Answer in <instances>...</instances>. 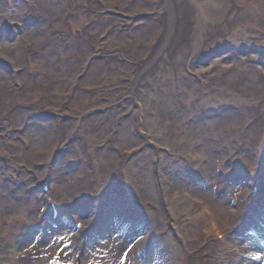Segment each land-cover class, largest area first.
Here are the masks:
<instances>
[{
  "label": "rangeland",
  "instance_id": "374dc122",
  "mask_svg": "<svg viewBox=\"0 0 264 264\" xmlns=\"http://www.w3.org/2000/svg\"><path fill=\"white\" fill-rule=\"evenodd\" d=\"M103 1L0 0V264L33 245L41 260L25 264H45L46 253L77 262L92 230L101 233L85 259L104 264H139L153 242L151 264H187L162 247L175 238L189 264H251L209 228L203 240L205 222L190 223L199 207L186 212L185 203L203 200L229 224V243L264 251V0H225L218 14L221 0ZM136 135L142 144L126 150ZM151 142L161 147L155 167L146 149L140 171L136 156ZM187 150L202 161L190 165ZM155 168L166 181L161 204ZM49 176L65 215L58 227L42 216ZM156 212L166 221L151 228ZM63 234L74 238L71 255Z\"/></svg>",
  "mask_w": 264,
  "mask_h": 264
},
{
  "label": "bare ground",
  "instance_id": "6f19581e",
  "mask_svg": "<svg viewBox=\"0 0 264 264\" xmlns=\"http://www.w3.org/2000/svg\"><path fill=\"white\" fill-rule=\"evenodd\" d=\"M221 6H220V8H219V10H217L218 12H217V14L222 10V7L224 6V4H225V0H221ZM201 7V6H200ZM197 8V7H196ZM199 11H200V8H199ZM196 15L198 14V13H195ZM200 14V13H199ZM200 17V16H199ZM176 62L177 61H179V66H184V63H185V59L182 57V56H180V57H177V58H175L174 59ZM178 65V64H177ZM184 69V68H183ZM184 74H185V78H184V80L185 79H187V78H189L190 79V76H189V74L188 73H186L185 71H184ZM191 80V79H190ZM186 81V80H185ZM186 83H187V81H186ZM193 85V84H192ZM145 102H146V104H147V100H145ZM226 115H227V113H225ZM151 119L152 121H153V118L152 117H145V122H144V124H145V126L148 128V125H150L149 124V120L148 121H146V119ZM124 121V120H123ZM186 132V131H185ZM117 136H119V133L117 134ZM137 136V135H136ZM185 136H186V133H185ZM137 140H135V141H139L134 147H132V148H129V149H126V150H131V149H133V148H135V147H138L139 145H141L142 144V140L137 136ZM118 140H119V138H118ZM123 149V148H122ZM146 149H152L153 150V153H154V158H153V163H152V168H154L155 167V164H156V162L154 161L155 160V156H156V151H155V149L154 148H145L144 150H142L141 151V153L139 154V155H137L136 156V158H137V163H138V165L140 166V171H142V169H144V168H146V167H148V166H143V165H141L140 164V157H141V154L143 153V152H145L146 151ZM160 153H164V152H160ZM109 160L111 161L112 159H110V157H109ZM183 162V161H182ZM182 162H180V163H182ZM178 164V163H177ZM180 166V165H179ZM154 172H155V169H154ZM156 174V173H155ZM126 175L128 176V170H127V173H126ZM135 178H137L136 177V175L134 174V178H133V180H135ZM158 180V179H157ZM159 184V183H158ZM131 186V185H130ZM142 188H143V190H144V192H145V187H143L142 186ZM159 189H160V184H159ZM131 191H133L134 193H136V190L132 187V190H130V192ZM145 195H146V193H145ZM161 189H160V194H159V202H160V198H161ZM185 197L184 198H181L180 200L182 201L181 202V206H183L182 205V203H185L186 201H187V198L185 199ZM179 200V199H178ZM174 201H177V198H174ZM153 202V201H152ZM155 203V202H154ZM190 203V205L188 204V203H185V205H186V212H188V208H190V209H193L192 208V206H193V204H192V202L190 201L189 202ZM160 204H161V202H160ZM161 208V207H160ZM178 211L180 212V206L178 207ZM158 212H162V208H161V210L160 211H158ZM165 212H166V209H165ZM229 212V211H228ZM232 213V212H231ZM230 213V214H231ZM184 214V213H183ZM166 215V214H165ZM200 214L198 213L194 218H192V217H190V215L189 214H186L185 216L186 217H190V223H193V220H200V221H204L205 222V224H206V233H203L202 234V232H204L203 231V228H198L197 229V234H200V235H202V238H203V240H205L206 239V234L208 233V222L206 221V219L203 217V218H201L200 216H199ZM220 215L221 214H218V218L220 217ZM165 217V216H164ZM215 217H216V215H213V213H212V219H214L215 220ZM102 220V223H100V224H103V219H100L99 221H101ZM152 222L150 223L151 224V228H154L155 226H156V223H157V221H160V220H162V221H166V219H160V217H158V215H157V212H156V217H155V219H150ZM221 220V219H220ZM221 223L223 224V222L221 221ZM95 224V223H94ZM194 224V223H193ZM196 225H197V223H196ZM199 225V224H198ZM226 225H224L223 224V228L225 227ZM161 231H163L166 235L167 234H172L171 232H167V230L165 229V228H163ZM193 231V230H192ZM167 232V233H166ZM63 235H66L67 236V241H68V243L66 244V254H68V255H71V252H69V250L71 249V247H72V245H73V243L71 242L72 240H71V238L72 237H70L69 235H67V234H63ZM165 235V236H166ZM70 238H69V237ZM173 236V235H172ZM196 236V235H195ZM174 237V236H173ZM197 237V236H196ZM201 237V236H200ZM175 238V237H174ZM72 239H74V238H72ZM70 240V241H69ZM175 241H177L178 242V240H176V238L174 239ZM197 240H201V239H197ZM83 242H84V245H82L81 247V251L83 252V253H85L84 254V256L83 255H81V259H79V260H81L82 261V263L83 264H104V262L103 261H101V258H100V256L99 255H95V256H93V260H91V259H89V260H86L85 259V255L86 254H90V253H92V250H93V248H94V246H95V241L93 240V245H88L90 242H92V240L90 241L89 239H86V238H83ZM177 242H175L174 244L173 243H171L169 240L167 241V246L165 245L166 244V242L164 243V242H162V244H163V248H164V250L166 251V253H170V252H176V250H178L179 251V255L181 256L182 254V256H183V260L186 262V253H185V249H184V246L182 245V244H179V243H177ZM112 243V242H111ZM113 244V243H112ZM250 244V243H249ZM252 244V243H251ZM137 245V244H136ZM155 245H156V242H155V244L153 245V253L154 252H156L157 251V247H155ZM180 245H181V249H180ZM47 246H49V245H47ZM45 247V248H43V253L44 252H46V250H48V247ZM35 247H36V245H33L32 246V248L30 249V250H27V255H26V257H25V255H24V257H22L21 256V258H19L18 260H12V259H10V264H25V262H23V260L26 258V259H31L33 256H34V258L36 259V260H41V257L40 256H36V249H35ZM78 247V246H77ZM40 248V247H39ZM53 248V247H52ZM167 248H169V250L167 249ZM253 248V247H252ZM72 249H73V247H72ZM253 249H255V248H253ZM52 250V249H51ZM50 251V250H49ZM48 251V252H49ZM158 251H159V249H158ZM94 252V251H93ZM183 252V253H182ZM23 254H24V252H23ZM79 255H80V253H79ZM79 255L76 257L77 258V262H75V260H72V259H65V258H62V257H58V255L57 256H52L51 255V253H49V254H47L46 253V255L44 256V259L45 260H49L50 261V264H78L79 263V260H78V257H79ZM167 257H168V255H166ZM91 258H92V256H90ZM169 258V257H168ZM9 260V259H8ZM33 261V260H32ZM49 261L48 262H46L45 264H49ZM152 255H151V258H150V261L148 262V264H151L152 262ZM178 261H180V260H178ZM158 262H159V260H158ZM172 262V261H171ZM108 263V262H107ZM137 263V262H136ZM187 263V262H186ZM110 264H119L118 263V261H117V259L116 258H112L111 260H110ZM172 264H174L173 262H172Z\"/></svg>",
  "mask_w": 264,
  "mask_h": 264
}]
</instances>
